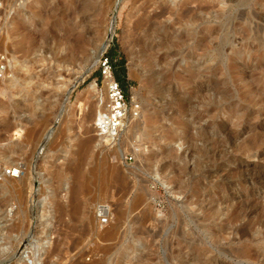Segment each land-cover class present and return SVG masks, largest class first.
Segmentation results:
<instances>
[{
	"label": "rangeland",
	"instance_id": "1",
	"mask_svg": "<svg viewBox=\"0 0 264 264\" xmlns=\"http://www.w3.org/2000/svg\"><path fill=\"white\" fill-rule=\"evenodd\" d=\"M0 3V164L23 177L38 153L25 205L0 190V264H264V0ZM114 15L107 52L141 115L108 146L91 85L105 94ZM145 15L148 52L133 43Z\"/></svg>",
	"mask_w": 264,
	"mask_h": 264
},
{
	"label": "built area",
	"instance_id": "2",
	"mask_svg": "<svg viewBox=\"0 0 264 264\" xmlns=\"http://www.w3.org/2000/svg\"><path fill=\"white\" fill-rule=\"evenodd\" d=\"M2 4L0 3V27L2 25ZM108 49L102 54L99 60L100 82L103 85L106 94L105 109L99 113L95 122L96 134L108 142V146H116L123 134L126 120L133 115L134 118L140 116L141 105L135 99L129 98L116 78V70L113 59L108 54ZM9 65V59L6 55L0 54V81L4 79ZM1 97V90H0ZM127 163L135 160L131 153L125 155ZM20 167H5L0 164V181L4 176L17 178ZM159 207L161 205L159 204ZM111 207L107 204L98 206L96 216L99 225L106 226L110 222Z\"/></svg>",
	"mask_w": 264,
	"mask_h": 264
},
{
	"label": "bare ground",
	"instance_id": "3",
	"mask_svg": "<svg viewBox=\"0 0 264 264\" xmlns=\"http://www.w3.org/2000/svg\"><path fill=\"white\" fill-rule=\"evenodd\" d=\"M3 4V3H2ZM169 14H171V16H174L175 15V13H173V12H171V11H167ZM166 12V13H167ZM202 12V11H201ZM201 12H199V15L201 14ZM165 13V14H166ZM164 14V13H163ZM163 14H161V15H163ZM7 16V15H6ZM186 17V16H185ZM7 18V17H6ZM160 18H161V16H160ZM158 19H157V17L155 18V16L154 17H149V16H147V15H145L144 17H142V18H140L139 20H138V22L136 23V25H135V28H134V37H133V43L135 44V46L136 47H139L142 43L144 44V42H145V46H144V48H143V51H146V52H148V50L151 48V46H150V41L153 39V36H155V35H158V29H157V26H158V24H157V22H159V21H157ZM199 21V19H198V15H191V17L189 18V21L187 22V23H190V24H195L196 22H198ZM161 24V23H160ZM7 30L6 32H4V34L5 35H7L8 36V34H9V32H10V30L8 29V24H6L5 26L4 25H1V27H0V45H1V43L2 42H4L5 41V39L4 38H2V36H1V31H3V30ZM114 30H115V28H114ZM114 30H112V26H111V28H110V32L109 33H111L112 32V34H113V32H114ZM4 34H3V36H4ZM259 34V33H258ZM256 36H257V34H256ZM111 39L112 38H109V34H108V36H107V40H106V42H105V44L102 46V49H101V51L98 53V55H97V59H96V64H97V62H98V60H100L99 59V57L100 56H102L101 54H103L107 49H108V47H109V42L111 41ZM258 39V38H257ZM74 43V42H73ZM75 44V43H74ZM141 47V46H140ZM75 48V47H74ZM81 50V49H80ZM79 50V51H80ZM101 58V57H100ZM96 67V65H94V66H92L91 68H88V71H86L85 73H83V76L81 77L82 78V81L83 80H85V79H87L88 78V76H89V73H91L93 70H94V68ZM81 75V74H80ZM79 80H81V79H79ZM78 80V81H79ZM92 86V90H93V92H94V95H95V97H96V107L99 109V107H100V110L98 111V113H96L95 115H94V120L96 121V119H97V116H98V114L99 113H101V112H103L104 111V109H105V103H106V94H99L98 93V90H97V88H96V84L94 85V84H92L91 85ZM0 90H1V94H2V89L0 88ZM93 95V96H94ZM65 110V109H64ZM66 111V110H65ZM64 112V111H63ZM140 115H141V113H140ZM132 116V115H131ZM131 116H129L128 118H127V120H126V124H127V121H128V119L131 117ZM137 118H140V116L139 117H137ZM126 124H125V127H124V130H125V128H126ZM95 125V124H94ZM123 130V131H124ZM33 134V133H32ZM51 136H52V133L51 134H48V136H47V138H46V140L41 144V147H44V145L50 140V138H51ZM31 137H32V135H31ZM99 137V136H98ZM99 138H102V137H99ZM102 139H104V138H102ZM23 151V150H22ZM22 151L20 150V151H17V152H15L16 153V155H21L22 154ZM37 156H38V153H37V150L35 149V150H33L29 155H27V157H26V166H27V171H29V173H27V174H24V176L22 177L21 175V172H19L20 174H19V180H17V179H15V181H14V179H12V178H10V177H7V176H4L3 177V182H6V184L5 185H3L1 188H0V190L2 191V193L3 192H8V193H12L13 191L15 192V194L17 195V197H18V199H19V202H20V205L21 206H23V205H25V203H26V191H27V189H29V188H31V187H33L34 185H35V182H36V176H33V172H32V166H34V161L36 160L35 158H37ZM34 171V170H33ZM0 191V192H1ZM36 191V190H35ZM8 201V200H7ZM61 213V212H60ZM233 215V214H232ZM155 225V224H154ZM154 227V226H153ZM264 228V227H263ZM57 252V251H56ZM61 253H59V255H60ZM80 261V260H79ZM98 263V262H97ZM95 264V263H94Z\"/></svg>",
	"mask_w": 264,
	"mask_h": 264
},
{
	"label": "water",
	"instance_id": "4",
	"mask_svg": "<svg viewBox=\"0 0 264 264\" xmlns=\"http://www.w3.org/2000/svg\"><path fill=\"white\" fill-rule=\"evenodd\" d=\"M115 16H116V15H114L113 20H112V30H114V28H115ZM109 38H113V34H112V32L109 33Z\"/></svg>",
	"mask_w": 264,
	"mask_h": 264
},
{
	"label": "trees",
	"instance_id": "5",
	"mask_svg": "<svg viewBox=\"0 0 264 264\" xmlns=\"http://www.w3.org/2000/svg\"><path fill=\"white\" fill-rule=\"evenodd\" d=\"M111 56H112V53H111ZM120 70H122V74L125 76V68H124V66L123 65H121V67H120ZM126 77V76H125ZM116 78L118 79V77H117V75H116ZM118 81H119V79H118ZM120 82V81H119ZM121 83V82H120ZM122 85V84H121ZM123 86V85H122ZM123 88H124V86H123Z\"/></svg>",
	"mask_w": 264,
	"mask_h": 264
}]
</instances>
